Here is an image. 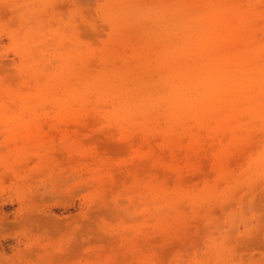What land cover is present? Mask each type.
I'll list each match as a JSON object with an SVG mask.
<instances>
[{"label":"rangeland","instance_id":"1","mask_svg":"<svg viewBox=\"0 0 264 264\" xmlns=\"http://www.w3.org/2000/svg\"><path fill=\"white\" fill-rule=\"evenodd\" d=\"M0 264H264V0H0Z\"/></svg>","mask_w":264,"mask_h":264}]
</instances>
